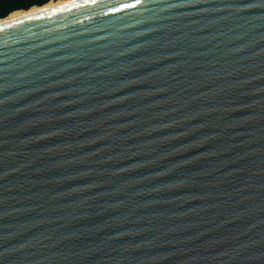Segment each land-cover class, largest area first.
Listing matches in <instances>:
<instances>
[{"label":"water","instance_id":"1","mask_svg":"<svg viewBox=\"0 0 264 264\" xmlns=\"http://www.w3.org/2000/svg\"><path fill=\"white\" fill-rule=\"evenodd\" d=\"M0 264H264V0L0 23Z\"/></svg>","mask_w":264,"mask_h":264},{"label":"trees","instance_id":"2","mask_svg":"<svg viewBox=\"0 0 264 264\" xmlns=\"http://www.w3.org/2000/svg\"><path fill=\"white\" fill-rule=\"evenodd\" d=\"M48 0H0V19L6 18L19 10H28L43 6Z\"/></svg>","mask_w":264,"mask_h":264},{"label":"rangeland","instance_id":"3","mask_svg":"<svg viewBox=\"0 0 264 264\" xmlns=\"http://www.w3.org/2000/svg\"><path fill=\"white\" fill-rule=\"evenodd\" d=\"M66 1H69V0H48V2L45 5H43V6H36V7L31 8V9H28V10H19V11L15 12V13H12L11 15H14L15 17H19V16H22V15H25L27 13V11H29V10L35 9L34 11H37V10L41 9L42 7H44V6L45 7H51V6H54V5H57V4L64 3ZM0 21H1V19H0Z\"/></svg>","mask_w":264,"mask_h":264},{"label":"bare ground","instance_id":"4","mask_svg":"<svg viewBox=\"0 0 264 264\" xmlns=\"http://www.w3.org/2000/svg\"><path fill=\"white\" fill-rule=\"evenodd\" d=\"M72 1H76V0H69V1H66L64 3H61V4H57V5H54V6H51V7H42L41 9L37 10V11H34L35 9H32V10H29L27 11V13L25 15H28V14H32V13H35V12H38V11H43V10H47V9H50V8H53V7H56V6H59V5H62V4H65V3H68V2H72ZM25 15H22V16H25ZM22 16H19V17H22ZM19 17H15L14 15H10L8 16L7 18H3L1 19L0 23L2 22H6V21H9V20H13V19H16V18H19Z\"/></svg>","mask_w":264,"mask_h":264}]
</instances>
